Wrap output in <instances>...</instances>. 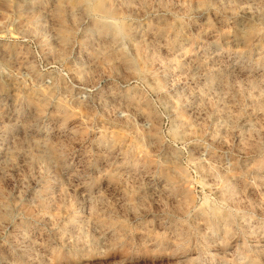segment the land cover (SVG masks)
Listing matches in <instances>:
<instances>
[{
  "label": "clouds",
  "instance_id": "1",
  "mask_svg": "<svg viewBox=\"0 0 264 264\" xmlns=\"http://www.w3.org/2000/svg\"><path fill=\"white\" fill-rule=\"evenodd\" d=\"M0 264H264V0H0Z\"/></svg>",
  "mask_w": 264,
  "mask_h": 264
}]
</instances>
